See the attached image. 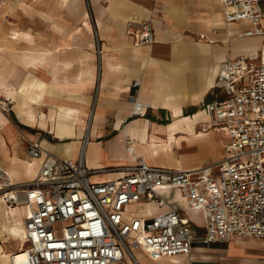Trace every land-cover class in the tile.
<instances>
[{
	"label": "crops",
	"instance_id": "crops-1",
	"mask_svg": "<svg viewBox=\"0 0 264 264\" xmlns=\"http://www.w3.org/2000/svg\"><path fill=\"white\" fill-rule=\"evenodd\" d=\"M208 4V0H0V98L11 102L10 114L23 135V140L17 139L9 129L12 142L4 139L0 168L10 170L12 181L32 180L43 156L27 154L29 141H38L63 159L77 161L83 153L84 165L91 170L134 165L127 140L132 141L134 154L150 166L191 170L221 160L228 137L211 129L206 110L215 98L213 86L223 61L240 54L258 59L263 40L242 37L236 45V36L227 31L246 25L226 23L221 0H215L217 12ZM207 14L211 15L205 19ZM143 20L152 23L154 43L134 45L126 34L127 24ZM247 42L254 43L243 45ZM134 81L139 82L136 88L131 86ZM130 95L149 105L143 115H134ZM26 108L43 113V121L34 122ZM123 175L97 173L90 181ZM160 193L186 211L177 188ZM22 210L11 216L21 225L28 214L26 207ZM166 211L146 198L126 209L127 217L141 218ZM194 213L200 215L199 222L191 216ZM186 215L202 236V212ZM1 233L0 246L13 252L6 249L11 238ZM11 241L17 243L15 251L22 249L25 231L20 245ZM133 256L138 264H264V241L197 242L189 256L163 257L144 249L134 250ZM124 260L133 264L128 255ZM8 263L0 257V264Z\"/></svg>",
	"mask_w": 264,
	"mask_h": 264
},
{
	"label": "built area",
	"instance_id": "built-area-1",
	"mask_svg": "<svg viewBox=\"0 0 264 264\" xmlns=\"http://www.w3.org/2000/svg\"><path fill=\"white\" fill-rule=\"evenodd\" d=\"M226 23L243 29L229 36L259 38L258 59L240 54L221 64L206 110L211 129L228 137L224 157L196 169H171L148 165L127 151L134 165L88 169L83 153L73 161L46 151L29 141L27 154L43 156L37 175L27 183H13L0 169V196L7 205L26 207L24 220L27 264H133L136 249L163 257L191 254L195 243H229L235 239L264 241V0H221ZM126 34L134 45L154 43L150 20L129 22ZM134 81L132 87H138ZM134 115L149 107L130 95ZM123 172L118 179L91 182L97 173ZM177 188L186 211L161 195ZM146 198L167 211L150 218L127 217L132 203ZM201 211L205 232L197 236L186 212Z\"/></svg>",
	"mask_w": 264,
	"mask_h": 264
},
{
	"label": "bare ground",
	"instance_id": "bare-ground-1",
	"mask_svg": "<svg viewBox=\"0 0 264 264\" xmlns=\"http://www.w3.org/2000/svg\"><path fill=\"white\" fill-rule=\"evenodd\" d=\"M245 51V50H244ZM26 61V60H25ZM209 79V78H208ZM30 85H32V84H30ZM33 87H35L36 88V86H37V83L35 84V86H34V84L32 85ZM30 98V97H29ZM28 98V99H29ZM36 98V97H35ZM34 97H31L30 98V100H32V103H39V102H37V100L35 99ZM26 102H28V101H26ZM30 102V101H29ZM31 103V102H30ZM19 105V104H18ZM23 105V104H22ZM32 105V104H31ZM25 106H27V104L25 103ZM37 106V105H36ZM19 109V108H18ZM22 109V108H21ZM36 109V108H35ZM34 108H29V109H27L26 108V110H25V112H29V113H31V115L33 114L34 115V117H35V121L34 122H38V121H40V122H42L43 120V118H44V115H43V113L42 114H38V112L37 113H35L36 112V110H35ZM34 110V111H33ZM27 112V114H29ZM38 114V115H37ZM32 115V116H33ZM24 116V115H23ZM197 116V115H196ZM199 117H200V115H199ZM198 117V118H199ZM188 118V117H187ZM193 119H195V118H193ZM58 121V120H57ZM31 123H32V121H31ZM61 123V122H60ZM59 123V124H60ZM196 124V123H195ZM210 125V124H209ZM193 126V125H192ZM198 127H199V125H198ZM56 130V129H55ZM174 130V129H173ZM172 130V131H173ZM191 131V130H190ZM193 131V130H192ZM169 132H170V130H169ZM168 132V133H169ZM180 132V131H179ZM173 133V132H172ZM193 134V133H192ZM169 135H171V134H169ZM174 135V134H173ZM199 136V135H198ZM58 137V136H57ZM175 137V136H174ZM178 137V136H177ZM182 138V137H181ZM175 139V138H174ZM178 139V138H177ZM176 140V139H175ZM166 141V140H165ZM165 141H164V143H165ZM12 142V141H11ZM173 142V141H172ZM163 143V142H162ZM170 143V142H169ZM174 144V143H173ZM176 144V143H175ZM147 145V144H146ZM149 145V144H148ZM153 150V149H152ZM156 150V149H155ZM157 152V151H156ZM153 153V152H152ZM155 155V154H154ZM29 164V163H28ZM1 170H3L4 172H6L9 176H10V170L8 169V168H0ZM13 174V173H12ZM0 203H3V200H2V198H0ZM5 207H6V205L4 204V205H2V204H0V211H1V213H0V217L2 218V219H4V221H3V223L0 225V230L3 232V233H7L8 235H9V237L11 238V239H13V240H15V241H17L18 242V244L20 245V242H21V240H23L24 239V228H22V226H23V223H24V218H22L23 220H22V225L20 224V222H19V220H17V219H10L11 218V216L12 215H16L17 213L18 214H21L22 212H23V210H22V206H19V205H17V206H15V207H7V213L5 214ZM5 215H8V219H7V222H6V216ZM19 219V218H18ZM2 234V233H1ZM6 254V251L3 249V247H2V245L0 246V257H2V256H4ZM8 261H10V264H27V254H26V252L24 251V249H19V250H17V251H13V252H9L8 253ZM9 264V263H8Z\"/></svg>",
	"mask_w": 264,
	"mask_h": 264
},
{
	"label": "rangeland",
	"instance_id": "rangeland-1",
	"mask_svg": "<svg viewBox=\"0 0 264 264\" xmlns=\"http://www.w3.org/2000/svg\"><path fill=\"white\" fill-rule=\"evenodd\" d=\"M208 1H209V4L207 5V7L210 8V6H212L211 8H213L217 12V10L220 7L215 4V0H208ZM126 2H127V0H126ZM209 11L211 12V10H209ZM210 15L211 14H207L206 17H205V19H208ZM220 27H222V23L220 24ZM218 30H220V29H218ZM242 40L243 39H241V38H239V37L236 36L235 39H234V42H235L236 45H238ZM249 43L252 44L254 42H247V43H245L243 45H246V44H249ZM259 43L261 44V42H259ZM10 111H11V102L3 101L0 98V148L4 147V142H5L4 139L6 137H9V139H10L9 140V143H11L12 137H11L10 132H9V129L10 128L14 131L15 138L23 140L22 132L20 131L19 127L13 121V118H12V116L10 114ZM23 146L25 147L26 146V143H24ZM1 152L3 153V150ZM2 155H3V158H6V160H8V158H7L8 155L6 153H3ZM22 155H23V158L24 159H27L28 158L27 155H26V153H25V149H24V153ZM29 181H31V180L21 181V182H16V183L17 184H19V183H27ZM12 182L15 183V181H12ZM0 198H2V200H3V203H0V204H2V205L5 204L6 205V207H5V214H6L7 213V207H11V205H7L5 203L3 197L0 196ZM5 216L7 217L5 219L6 222H7L8 215H5ZM191 216L193 217V219L195 221H198L199 222L201 220V217H200L199 214H195L194 213ZM13 218L17 219V217H15V216ZM10 219H12V217ZM3 221H4V219L0 218V223L1 224L3 223ZM0 233H1V231H0ZM2 234H4V233H2ZM4 237L7 238L9 236H8V234H5ZM0 240H1V236H0ZM8 241L10 242V245L6 249H8V250L11 249V251H15L17 249V243L11 241V239L10 240L8 239ZM3 249H4V247H3ZM8 253L9 252H6V254L4 256H2V257H5L8 260Z\"/></svg>",
	"mask_w": 264,
	"mask_h": 264
}]
</instances>
